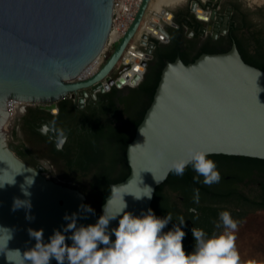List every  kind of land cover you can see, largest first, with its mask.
Returning a JSON list of instances; mask_svg holds the SVG:
<instances>
[{"label": "water", "instance_id": "1", "mask_svg": "<svg viewBox=\"0 0 264 264\" xmlns=\"http://www.w3.org/2000/svg\"><path fill=\"white\" fill-rule=\"evenodd\" d=\"M112 5L113 0H0V264H20L22 256L8 251L23 253L34 247L29 229H43L48 243L54 230L62 231L68 223L65 214L77 213V225L87 226L96 223L105 204L112 215L125 203V212H147L156 186L170 172L169 162L184 155L188 146L209 154L264 159V70L244 61L235 44L187 63L176 57L164 64L152 100L126 146L129 173L109 185L99 215L81 209L87 203L80 189L47 177L11 149L5 133L9 99L55 111L57 102L67 97L82 107L88 96L95 99L112 86L136 87L153 57L155 31L166 41L164 25L177 27L168 6L145 18L150 0H142L99 69L73 80L103 49ZM190 10L206 18L197 0H191ZM144 186L153 190L151 199L128 194ZM15 200L31 207L13 211ZM118 221H110L109 229Z\"/></svg>", "mask_w": 264, "mask_h": 264}, {"label": "flooded vegetation", "instance_id": "2", "mask_svg": "<svg viewBox=\"0 0 264 264\" xmlns=\"http://www.w3.org/2000/svg\"><path fill=\"white\" fill-rule=\"evenodd\" d=\"M250 1L254 4L253 6L243 0H197V5L206 16V18H198L190 10L191 0H186L184 6H178L170 11L173 14L172 20L177 24V27L164 25L168 32V39L166 41L164 39L154 41L153 57L165 55L177 49L183 59L190 60L201 53L227 51L235 44L239 53H243L252 61L264 63V48L259 49L255 42V35L261 34L264 44V2ZM213 9L215 14L212 17L211 10ZM178 57L182 59L180 56ZM119 67L117 65V68ZM127 92L128 90L123 91L124 94ZM103 94L97 93L95 99L88 96L82 107L78 106L77 100L69 97L64 102L58 101L55 111L41 109L36 103L23 106L9 124L12 140L8 142V145L18 155V147L13 142L18 138L17 132L23 131L27 136V141L21 140L20 143L29 158L21 159L45 174L50 168V162L38 154L34 147L39 146L46 149L48 154L57 160V148H62L70 133L71 137L76 140L83 134L82 126L86 125L88 128L93 123L94 116L100 110L99 107L106 102V98L102 97ZM77 96H80V92ZM62 104L65 105L60 112ZM53 120H55L54 126L51 124ZM65 124H69L72 130L68 127L58 132L57 129ZM63 136L65 137L64 141L60 147H57L58 141ZM53 147L56 152H53ZM208 159L216 163L221 177L218 183L211 186L205 185L202 176L199 177V182H195L194 177L197 176V173L191 166H188L183 176L171 172L169 175L170 182L166 183L162 190L164 198L171 201V196L174 194V201L170 203L174 204L176 209L185 213L192 212L190 209H195L197 212V208L190 205L194 202V190L196 188H193L188 182H193L217 194H231L223 204H214L221 206L219 213L227 210L231 213L232 218H235L258 210L264 211V181H255L252 178L254 170L264 171V164L253 160L252 157L236 155L209 154ZM118 166L120 167L119 164ZM254 183L258 184V190H248L249 193L244 192L242 187L254 185ZM178 190L181 191L180 194H177ZM201 196L199 191V198ZM238 196L245 197L246 200L256 204H250L248 201L245 203ZM231 200L235 204L231 209H228L224 204ZM88 206L94 210L96 215L100 214L99 207L95 209L89 203ZM218 214L215 217V223L219 222ZM207 225L184 224L182 226L186 233L184 238H189L194 227L200 229ZM210 225H212L210 235L214 232L220 233L223 230V227L217 229L215 224ZM189 249L193 251L194 246ZM54 264L57 262L55 261Z\"/></svg>", "mask_w": 264, "mask_h": 264}, {"label": "clouds", "instance_id": "3", "mask_svg": "<svg viewBox=\"0 0 264 264\" xmlns=\"http://www.w3.org/2000/svg\"><path fill=\"white\" fill-rule=\"evenodd\" d=\"M55 125V120L51 122ZM142 132V130H141ZM62 135V133H61ZM209 153L195 146H188L184 155L169 162V170L183 176L185 169L191 166L197 173L195 182L203 177V183L211 186L221 179L216 163L208 159ZM33 183V181H32ZM2 187V186H0ZM153 190L149 186L139 187L138 193H128L136 200L152 198ZM194 202L199 203V190H194ZM14 201L13 211L18 207ZM81 209L89 213L94 210L88 205H81ZM126 203L120 213L109 214L105 204L104 213L95 224L77 225L78 214H65L68 221L63 230H54L49 242L43 241V229H29L30 237L36 243L34 247L21 253L20 264H50L55 259L57 264H264L255 259L242 260L236 245L235 232L238 221L232 218L229 211L218 214L219 222L215 227L223 231L207 235L202 229L193 228L192 235L195 247L191 253H186L183 239L186 233L182 230L184 218L180 217L178 224L167 232L166 226L172 221L171 213L161 218L152 209L142 212L139 216L125 212ZM195 212V209H190ZM119 217L118 226L109 229L110 221ZM30 218V217H29ZM71 233V235H65ZM115 236L112 240L111 237ZM71 240L69 245L66 241ZM7 252V259H8Z\"/></svg>", "mask_w": 264, "mask_h": 264}, {"label": "trees", "instance_id": "4", "mask_svg": "<svg viewBox=\"0 0 264 264\" xmlns=\"http://www.w3.org/2000/svg\"><path fill=\"white\" fill-rule=\"evenodd\" d=\"M255 40L259 49L264 48L261 34L258 36L255 35ZM178 56L182 58L181 60L184 63H187L195 59L198 55L193 59L186 60L183 59L177 49L165 55H155L149 60L143 78L136 87L129 88L125 94L122 89L115 86H112L109 91L104 92L102 97L106 98V102L99 107L100 110L94 116L93 123L88 128L86 125H83L81 128L84 130L83 134L76 140L71 137L70 133L62 148H57V161L68 173L76 176H85L95 169L91 188L96 191L95 201L97 207H100L108 195L109 185L123 180L128 175L129 167L126 162V146L133 138L136 126L142 119L146 108L152 100L162 67L166 62L173 61ZM241 56L244 61L252 63L264 70L263 62L252 61L243 53ZM65 99L60 101L64 102ZM64 105H61L60 112H62ZM123 117L125 119L120 122V119ZM68 127L72 130L69 124H65L60 126L57 131L59 132ZM53 152H56L54 147ZM18 156L26 159L23 151H18ZM253 160L264 164L263 159L254 158ZM118 164L121 168L120 173L117 176H110V169ZM169 175H171V171L167 178L156 186L150 206V209L158 217L163 218L168 213H171L172 221L169 222L164 231L171 230L174 225L178 224L179 218L183 217L185 220L184 224H208L200 229L205 231L207 235H210L212 230V225L210 224H215V217L221 210V206L214 205L215 203L192 202L190 205L195 206L197 212L185 213L176 209L175 205L170 203V200L164 198L162 194L164 185L170 182ZM188 184L193 188L199 189L202 196L209 198L211 201L222 200L224 202L231 196L229 193L217 194L211 192L205 187L193 182H188ZM238 198L244 200L245 203L248 201L242 196H238ZM248 202L250 204L252 203L250 201ZM86 203L88 205L87 201ZM183 246L186 253L192 252L189 249L191 246L195 247V240L192 234L189 238L183 239Z\"/></svg>", "mask_w": 264, "mask_h": 264}, {"label": "rangeland", "instance_id": "5", "mask_svg": "<svg viewBox=\"0 0 264 264\" xmlns=\"http://www.w3.org/2000/svg\"><path fill=\"white\" fill-rule=\"evenodd\" d=\"M151 2L153 0H150ZM244 2L250 3L252 6L254 5L250 0H243ZM260 3V2H258ZM186 4V0L179 5L168 6L167 9L169 11L174 10L178 6H184ZM262 5V4H261ZM153 13V10L150 8L146 11L145 18H149ZM132 87H124L122 88L123 91L128 90ZM126 117V116H125ZM125 117L120 119L122 122ZM11 128L8 126L5 127V133L7 142L11 139L10 135ZM18 138L13 142L15 146L18 147V151H23L26 158L29 156L25 153L23 147H21V140L27 141V136L23 131L17 132ZM35 151L42 155L44 158L48 159L50 162V168L48 171L45 172L46 176L54 179L56 181L63 182L65 184L77 187L82 192L85 193L87 202L95 209H97L96 201H95V193L96 191L91 188V182L93 180V173L94 170L88 173L85 176H76L73 174L68 173L60 163L55 159L52 158L46 149L36 146L34 147ZM121 171V168L118 165H115L114 168L110 169V176H117ZM252 178L255 181H264V171L254 170L252 173ZM244 192H248V190H258V184L254 183V185H249L247 187H242ZM250 192V191H249ZM248 192V193H249ZM181 191L178 190L177 194H180ZM174 196V194H173ZM173 196H171V201H174ZM199 203H221L219 201H211L209 198L205 196H201L199 198ZM235 202L233 200L225 202V207L231 209L234 206ZM234 220H237L238 223V230L234 233L236 236V245L241 254L242 260L248 259H255L260 262H264V211L258 210L251 213H248L242 217H235ZM183 226V225H182ZM181 226V227H182ZM223 231V230H222ZM221 231V232H222Z\"/></svg>", "mask_w": 264, "mask_h": 264}, {"label": "built area", "instance_id": "6", "mask_svg": "<svg viewBox=\"0 0 264 264\" xmlns=\"http://www.w3.org/2000/svg\"><path fill=\"white\" fill-rule=\"evenodd\" d=\"M142 0H113L112 5V18L111 25L105 40L103 49L101 52L88 64L85 68L76 76V80H83L91 75H93L99 67L104 62L105 53L108 50H111L119 39L124 35L128 26L132 22L135 13L137 12ZM158 40H162L163 36L161 34H155ZM123 61L118 62V65L121 66ZM14 99H9L7 101V109L10 116H12L11 103ZM31 103L24 104L28 105Z\"/></svg>", "mask_w": 264, "mask_h": 264}, {"label": "bare ground", "instance_id": "7", "mask_svg": "<svg viewBox=\"0 0 264 264\" xmlns=\"http://www.w3.org/2000/svg\"><path fill=\"white\" fill-rule=\"evenodd\" d=\"M184 1L185 0H153L152 2L150 1V5L149 6H150V8L152 10L157 11L162 6L179 5L182 2H184ZM252 1H254V2H264V0H252ZM199 12H201V11H199ZM144 28H146V27L144 26ZM155 33L158 34L156 31H155ZM75 78L73 80H76ZM130 79H131V76L129 78H127V79H124V82L125 83H129L130 82ZM27 103H29V102L18 101V100H16L13 103H11L12 116H10V114H9V116L7 118V121H6V126H8L13 121L14 117L19 113L21 107H23L24 104H27Z\"/></svg>", "mask_w": 264, "mask_h": 264}]
</instances>
